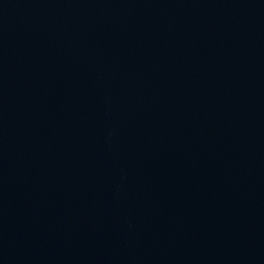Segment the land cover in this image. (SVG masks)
Wrapping results in <instances>:
<instances>
[{
    "label": "water",
    "instance_id": "water-1",
    "mask_svg": "<svg viewBox=\"0 0 264 264\" xmlns=\"http://www.w3.org/2000/svg\"><path fill=\"white\" fill-rule=\"evenodd\" d=\"M0 264H264V0H0Z\"/></svg>",
    "mask_w": 264,
    "mask_h": 264
}]
</instances>
